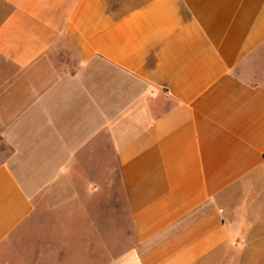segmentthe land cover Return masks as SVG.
<instances>
[{"label":"crops","instance_id":"1","mask_svg":"<svg viewBox=\"0 0 264 264\" xmlns=\"http://www.w3.org/2000/svg\"><path fill=\"white\" fill-rule=\"evenodd\" d=\"M262 66L264 0H0V264H85L115 180L105 264H264Z\"/></svg>","mask_w":264,"mask_h":264},{"label":"rangeland","instance_id":"2","mask_svg":"<svg viewBox=\"0 0 264 264\" xmlns=\"http://www.w3.org/2000/svg\"><path fill=\"white\" fill-rule=\"evenodd\" d=\"M259 69L262 73L264 72V66ZM106 190H108L107 187ZM111 194V199L101 200V214H87L84 217L86 223L85 264H105L110 258L125 251L135 239L116 180L113 181ZM94 225L100 231L95 230Z\"/></svg>","mask_w":264,"mask_h":264}]
</instances>
